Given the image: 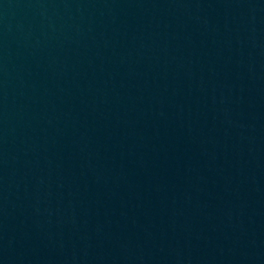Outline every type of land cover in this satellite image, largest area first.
<instances>
[{"label":"water","instance_id":"obj_1","mask_svg":"<svg viewBox=\"0 0 264 264\" xmlns=\"http://www.w3.org/2000/svg\"><path fill=\"white\" fill-rule=\"evenodd\" d=\"M264 0H0V185Z\"/></svg>","mask_w":264,"mask_h":264}]
</instances>
